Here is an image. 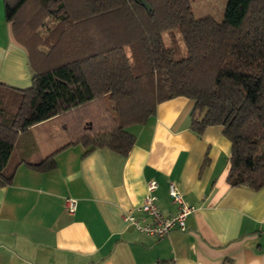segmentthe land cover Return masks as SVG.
<instances>
[{
	"label": "trees",
	"instance_id": "1",
	"mask_svg": "<svg viewBox=\"0 0 264 264\" xmlns=\"http://www.w3.org/2000/svg\"><path fill=\"white\" fill-rule=\"evenodd\" d=\"M146 1L150 11L135 0H4L36 74L18 90L11 121L0 122V186L13 181L7 166L26 127L58 116L62 149L127 155L136 144L131 126L146 124L159 103L186 97L206 109L194 132L224 128L230 185L264 187V0H229L221 22L196 18L191 0ZM174 29L186 57L165 42ZM55 154L28 166L54 169Z\"/></svg>",
	"mask_w": 264,
	"mask_h": 264
},
{
	"label": "crops",
	"instance_id": "2",
	"mask_svg": "<svg viewBox=\"0 0 264 264\" xmlns=\"http://www.w3.org/2000/svg\"><path fill=\"white\" fill-rule=\"evenodd\" d=\"M28 59L0 0V122L11 121L18 90L32 85ZM205 112L186 97L159 103L146 124L128 129L136 144L127 155L62 149L67 133L58 116L19 131L7 166L13 181L0 186V264H264V187L230 185L224 128L192 130ZM53 153L54 169L28 166ZM149 180L158 182L165 212L176 211L170 182L195 207L186 231L159 239L124 221ZM68 197L77 201L72 214Z\"/></svg>",
	"mask_w": 264,
	"mask_h": 264
},
{
	"label": "built area",
	"instance_id": "3",
	"mask_svg": "<svg viewBox=\"0 0 264 264\" xmlns=\"http://www.w3.org/2000/svg\"><path fill=\"white\" fill-rule=\"evenodd\" d=\"M158 182L149 180L147 182L146 194L139 206L125 212L123 219L137 231L163 239L174 231H186L187 219L195 211L183 198L177 184L169 183V194L176 207L174 213H168L161 209L158 204L156 191ZM69 213H74L77 208V201L68 197L65 200ZM139 213V215L137 214Z\"/></svg>",
	"mask_w": 264,
	"mask_h": 264
},
{
	"label": "rangeland",
	"instance_id": "4",
	"mask_svg": "<svg viewBox=\"0 0 264 264\" xmlns=\"http://www.w3.org/2000/svg\"><path fill=\"white\" fill-rule=\"evenodd\" d=\"M194 15L196 18L210 16L221 22L224 19L229 0H191ZM50 20L48 24L51 25ZM167 46L176 53V58L186 57L188 52L184 45L181 32L178 29L171 30L164 34Z\"/></svg>",
	"mask_w": 264,
	"mask_h": 264
},
{
	"label": "water",
	"instance_id": "5",
	"mask_svg": "<svg viewBox=\"0 0 264 264\" xmlns=\"http://www.w3.org/2000/svg\"><path fill=\"white\" fill-rule=\"evenodd\" d=\"M138 3H141L143 6H145L149 11L151 10L150 4L146 0H135ZM28 69L31 72V74L34 76L36 72L33 70V67L31 65L30 59L27 60Z\"/></svg>",
	"mask_w": 264,
	"mask_h": 264
}]
</instances>
